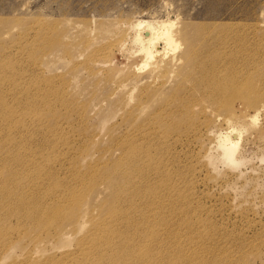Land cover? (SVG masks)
Segmentation results:
<instances>
[{
  "label": "bare ground",
  "instance_id": "6f19581e",
  "mask_svg": "<svg viewBox=\"0 0 264 264\" xmlns=\"http://www.w3.org/2000/svg\"><path fill=\"white\" fill-rule=\"evenodd\" d=\"M42 26L40 38H50L51 29ZM136 28L134 39L143 61L138 69L148 68V72L139 79L131 73L120 86L130 83V90H134L144 82L141 90L151 91V103L169 102L173 115L179 111L186 117L162 127L156 123L143 124L150 112H144L138 120L139 113L148 107L141 104L145 95L141 91L139 100L126 110L129 128L122 135L112 136L113 143L120 147L119 154L112 151L108 161L102 162L106 158L102 152L97 159L89 160L84 170L76 169L81 159L88 157L80 148L70 145L67 137L65 145L72 148L75 156L68 160L63 178L28 158L32 150L27 147V129H38L53 114L52 82L47 78L42 83L35 82L36 89L43 85L49 91H44L40 98L32 95L27 99L26 74L15 64L16 56L10 59L0 48V263L17 245L10 240L13 232L23 235L27 229L35 234L29 239L27 250L21 253L22 259L14 264H189L191 261L185 253L179 254L180 250L164 253L158 250L156 253L161 256L158 258L152 255L155 249L152 243L159 241L156 245L168 247V239L161 240L156 226L163 223L165 216L176 215L187 196L171 194L170 190L184 183L180 178L182 169L170 166L160 156L162 150L158 145L148 143V139L162 136V132L167 134L168 145L175 136L184 134L186 127L195 126L193 117L202 116L204 126L194 129L190 138L205 139L213 131V125L224 126L226 132L217 135L216 148L223 163L237 169L243 162L240 153L243 131L246 126L255 125L258 114L264 112V33L258 36L248 28L228 26L177 29L173 23L154 26L151 22H139ZM19 50V58L23 60L27 59V51L32 52L23 44ZM105 61L92 60V63ZM61 92L59 103L82 122L85 108L65 100ZM234 102L241 104L239 110ZM252 110L254 115L250 116ZM83 131L87 133V129ZM250 133L254 135L252 143L264 149V122ZM41 139L44 140L43 135ZM81 139L85 142L82 134ZM207 139L212 141L211 136ZM178 141L185 143L183 138ZM161 145L163 149L166 143ZM67 159L68 156L64 161ZM4 169L6 174H2ZM13 221L16 224L9 225ZM166 225L164 222L163 229L171 237ZM44 252L51 256L42 258Z\"/></svg>",
  "mask_w": 264,
  "mask_h": 264
},
{
  "label": "rangeland",
  "instance_id": "374dc122",
  "mask_svg": "<svg viewBox=\"0 0 264 264\" xmlns=\"http://www.w3.org/2000/svg\"><path fill=\"white\" fill-rule=\"evenodd\" d=\"M139 22H151L154 26L173 23L174 28L194 30H200L201 25L240 27L259 36L264 33V0H0V48L10 59L16 56L14 63L26 74L27 99L32 95L40 98L44 91H49L43 85L36 89L35 82L42 83L47 78L53 85L50 91L53 114L49 121L39 124L36 130L27 129V147L32 150L29 159L39 161L45 169L63 178L69 167L68 160L75 156L72 148L65 145L67 137L70 145L80 148L88 157L81 159L76 169L84 170L89 160L97 159L102 152L106 153L102 162L108 161L112 151L118 155L120 147L113 143L112 136L127 130L126 110L139 100L141 91L145 92L141 104L148 107L139 113L138 120L144 112H150L143 124L156 123L162 127L186 117L179 111L173 115L169 102L151 103V91L141 90L144 82L134 90H130V83L120 86L131 73L139 79L148 72V68L138 69L143 63L134 39ZM42 25L51 29L50 38H40ZM21 44L27 50L32 49L27 51L25 60L18 55ZM92 60H106V63H92ZM61 90V97L85 108L82 122L59 103ZM166 95L170 98V94ZM239 106L234 102L236 110ZM165 110L168 111L161 113ZM249 115H254L253 110ZM193 118L195 126H185L184 134L175 136L168 145L167 134L162 132V136L148 139V143L158 145L162 150L160 156L170 166L182 169L180 178L184 183L170 190L171 194L187 196L176 215L169 214L162 219L163 223L167 222L171 237L165 233L163 223L156 226L161 240L168 239V247L156 245L159 241L152 243L155 248L149 245L152 255L158 258L161 257L156 253L158 250L161 253L180 250L179 254L190 257L189 264L240 261L241 264H264V149L252 143L254 135H250V131L264 122V112L258 114L255 125L246 126L243 131L244 145L240 150L243 162L237 169L225 165L216 148L217 135L226 132L225 127L219 123L212 126L213 131L209 133L212 141L207 139L209 136L191 139L193 130L204 126V117ZM189 131L190 136L186 137ZM178 138L185 139V143H180ZM163 143L166 146L162 149ZM39 146L43 149L38 150ZM6 173L4 169L2 174ZM34 234L30 229L23 235L13 232L10 240L17 245L1 258L0 264L21 260V253L27 250ZM46 256L51 255L48 252L41 255Z\"/></svg>",
  "mask_w": 264,
  "mask_h": 264
}]
</instances>
